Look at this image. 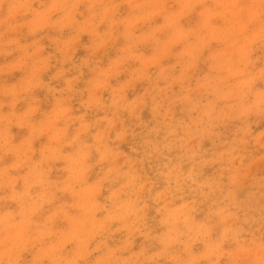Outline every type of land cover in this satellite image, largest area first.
I'll return each mask as SVG.
<instances>
[{"label":"rangeland","instance_id":"rangeland-1","mask_svg":"<svg viewBox=\"0 0 264 264\" xmlns=\"http://www.w3.org/2000/svg\"><path fill=\"white\" fill-rule=\"evenodd\" d=\"M258 97L264 0H0V264H210L164 236L221 207L257 222L212 264H264Z\"/></svg>","mask_w":264,"mask_h":264},{"label":"clouds","instance_id":"clouds-1","mask_svg":"<svg viewBox=\"0 0 264 264\" xmlns=\"http://www.w3.org/2000/svg\"><path fill=\"white\" fill-rule=\"evenodd\" d=\"M9 7H23V5L18 4H10ZM10 43V42H9ZM4 53L6 55H10L12 51H15V49H9L7 46L3 49ZM257 105L264 110V97H258ZM253 105V109L257 106ZM243 111H248L247 106H245ZM216 116H219L222 118L223 116V110H221L219 113L216 114ZM215 118V117H214ZM247 137L244 136L242 133L237 134L235 137L236 146H242L244 143L247 142ZM185 163L187 164V159L185 160ZM199 168H196L192 175L189 176L187 172V168L184 169H177L176 172L169 178L171 183L176 187L177 191H179L180 186H190L193 184V177L197 176V173L199 172ZM201 181H203V177H199ZM202 190H208L212 191L214 190L212 186L209 184H204ZM233 198L232 194H229V200ZM251 197L249 196V199ZM2 199V197H0ZM15 199V197H13ZM234 199L237 203L240 201L237 198V194H234ZM33 208V205L31 203H25L24 205V213L27 216L31 213ZM127 214L129 216L133 215L135 212L140 211L139 204L136 202H133L132 205H130L127 209ZM232 209L229 208L225 210L223 207H221L219 210H213V212L209 215V218L205 220L203 223H200L196 228H189L184 223V215L181 214L180 216H177L172 221L175 225V234L166 233L164 236V239L171 242H177L180 236H184L188 242H193L198 237H211V244L208 251V257L209 262L212 264L211 257L214 255L215 250L217 248L222 247L226 243H229L230 241L239 239L241 234L245 231L243 224H251L254 222H257V218L250 216L248 214H244L243 218L241 216H234L231 214ZM259 221H264V215H261L259 218ZM0 222L2 223H8L6 219H0ZM220 225V230L215 231L216 225ZM195 233V234H194Z\"/></svg>","mask_w":264,"mask_h":264}]
</instances>
